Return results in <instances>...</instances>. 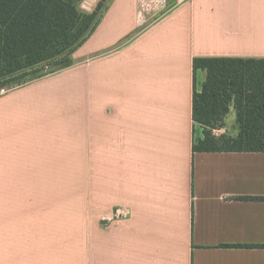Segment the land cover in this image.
Returning a JSON list of instances; mask_svg holds the SVG:
<instances>
[{
	"label": "crops",
	"instance_id": "1",
	"mask_svg": "<svg viewBox=\"0 0 264 264\" xmlns=\"http://www.w3.org/2000/svg\"><path fill=\"white\" fill-rule=\"evenodd\" d=\"M194 58L264 60V0H108L70 67L0 95V264H264V153L192 151Z\"/></svg>",
	"mask_w": 264,
	"mask_h": 264
},
{
	"label": "trees",
	"instance_id": "2",
	"mask_svg": "<svg viewBox=\"0 0 264 264\" xmlns=\"http://www.w3.org/2000/svg\"><path fill=\"white\" fill-rule=\"evenodd\" d=\"M82 0H0V90L70 67L92 35L108 0L91 12ZM206 74L200 90L195 74ZM192 120L215 129L233 105L238 134L197 140L193 152L264 153V60L194 58ZM264 200V198H260Z\"/></svg>",
	"mask_w": 264,
	"mask_h": 264
},
{
	"label": "rangeland",
	"instance_id": "3",
	"mask_svg": "<svg viewBox=\"0 0 264 264\" xmlns=\"http://www.w3.org/2000/svg\"><path fill=\"white\" fill-rule=\"evenodd\" d=\"M96 4L97 2L94 0H82L79 6L83 12L89 13L94 9ZM90 37L88 39H90ZM87 49L88 50L92 49L91 43ZM227 124L235 125L234 121L232 120L231 122L230 118L227 119ZM221 127H223V123L219 127L218 126L215 127V129H203L202 127H200V125L195 124L196 142L197 140H199V138H202V139L205 138L208 133H210L211 136L213 137L221 136L216 131V130H219ZM79 219H80V211H79L78 201H77V184H76V178H75V170H71L70 184H69V211H68V239L69 241L77 240ZM83 224H84L83 212L81 211V226H83Z\"/></svg>",
	"mask_w": 264,
	"mask_h": 264
},
{
	"label": "built area",
	"instance_id": "4",
	"mask_svg": "<svg viewBox=\"0 0 264 264\" xmlns=\"http://www.w3.org/2000/svg\"><path fill=\"white\" fill-rule=\"evenodd\" d=\"M138 1L142 10L158 14L159 12H161L170 5L181 4L183 2H188L191 0H138ZM7 91L8 90L6 89L0 90V95L4 94Z\"/></svg>",
	"mask_w": 264,
	"mask_h": 264
}]
</instances>
